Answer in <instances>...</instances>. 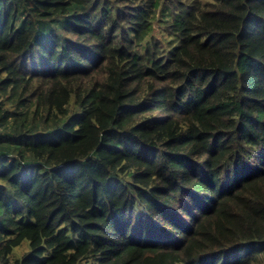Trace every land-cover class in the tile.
<instances>
[{"label": "trees", "instance_id": "obj_1", "mask_svg": "<svg viewBox=\"0 0 264 264\" xmlns=\"http://www.w3.org/2000/svg\"><path fill=\"white\" fill-rule=\"evenodd\" d=\"M156 256L264 264V0H0V264Z\"/></svg>", "mask_w": 264, "mask_h": 264}, {"label": "rangeland", "instance_id": "obj_2", "mask_svg": "<svg viewBox=\"0 0 264 264\" xmlns=\"http://www.w3.org/2000/svg\"><path fill=\"white\" fill-rule=\"evenodd\" d=\"M99 10H100V7H99ZM167 262V257H163V256H160V257H151L148 259V262L147 264H165Z\"/></svg>", "mask_w": 264, "mask_h": 264}]
</instances>
